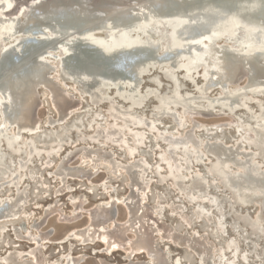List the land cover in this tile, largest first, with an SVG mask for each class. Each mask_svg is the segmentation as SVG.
Masks as SVG:
<instances>
[{
	"label": "bare ground",
	"instance_id": "6f19581e",
	"mask_svg": "<svg viewBox=\"0 0 264 264\" xmlns=\"http://www.w3.org/2000/svg\"><path fill=\"white\" fill-rule=\"evenodd\" d=\"M184 1L0 0V63L6 67L5 73L0 76V187L7 183L16 188L12 196L0 195V221L23 213L28 202V191L27 188L19 187L23 179L20 171L27 168L28 161L40 157L43 152L47 158L57 152L64 131L74 130L76 136L83 139L80 132L87 123L95 128V132L100 129L101 137L117 145L129 136L134 141L127 150L130 156L139 147L149 146L151 139H161L166 148L161 159L168 158L166 173L177 174L175 180L180 192L190 201L196 198L205 200L208 209L197 205L199 217H214L219 232L228 231L233 235L226 246L233 255L230 263L237 264L240 256L245 264H264V42L261 37L255 41V35H250V32L226 28L235 19L231 12L250 6L251 1H257L259 4L256 8L262 6L264 10V0H213L212 5L217 4L223 10L217 13L219 15L202 17L200 13L191 22L184 21L186 29L182 37L186 42L195 41L209 49L196 64L184 53L175 56L169 54V47L178 43L165 19L173 12L171 7L175 6L172 5ZM256 22L264 27V16ZM80 23H89L91 28L83 32ZM248 23L255 24L246 21ZM216 26H221L222 31L211 40L205 29ZM185 40L181 41L183 45ZM86 43L90 45L88 51L83 50ZM125 43L135 44L136 47L131 49L128 56L122 53L126 48ZM145 48L154 55L152 62H146L140 55ZM123 55L126 56L122 69L128 66L125 73L117 71V68H107L114 58ZM67 61L75 65L67 68L64 65ZM186 70L191 71L189 75L184 73ZM144 80L147 82L142 86ZM185 81L189 83L187 87L183 86ZM163 82L166 87L160 89ZM69 83L80 94L88 95L94 105L106 104V116L110 120L105 115L88 110L77 120L71 121L62 132L54 135L53 139L51 133L43 134L41 139H51L49 142L54 141L56 145L45 151L40 150L39 140L24 137V133H34L40 126L38 112L44 104L40 89L48 91L49 103L56 113L49 123L58 122L62 125L82 104L81 99L78 100L68 89ZM113 86L116 88L111 90ZM135 87L136 92L132 97L130 91ZM119 97L127 102L119 100ZM150 101H154L152 118L143 113ZM188 115L216 117L226 121L210 126L194 121L192 127L183 134L173 131L177 129L180 132L186 127ZM165 116L172 119L173 126L155 122ZM218 130L220 133L216 134ZM201 132L203 134L200 135ZM228 133L238 140L226 143L224 139L229 136ZM202 137L212 139L204 145L205 153L213 156L210 162H206L203 151L196 149ZM89 138L98 139L94 135ZM85 145L66 150L58 160L55 175L63 182L56 190L58 194L65 192L69 178L86 180L92 177L91 170L72 167L71 164L80 153L93 161L94 165L104 161L109 163L115 174L122 167L129 175L130 188L127 195L118 197L116 194L88 211V224L73 229L64 237V241L76 239L80 245L91 244L92 247L102 242L103 253L108 255L129 245L127 257L130 261L126 264H148L147 261L131 260L135 254L142 252L147 253L152 264H172V255L167 249H160L155 239L164 225L157 223L154 210L143 200V194L153 180H148L147 173L159 174V165L148 163L143 158H135L124 164L115 158L113 150ZM12 154L21 155L24 160L14 161ZM193 164L199 165L201 169L195 177L185 182L181 171H190ZM231 165L236 166L238 171H232ZM220 183L229 189L226 188L224 194L217 191ZM71 201L73 211L69 217L64 214L62 204L58 201L43 207L41 216L32 225L37 229L36 235L25 236L15 229L16 237L21 240L27 238L37 246L29 250V254L17 251V248L6 251L4 256H0V264H45L43 245L51 239L53 231L44 232L42 228L56 214L68 223L80 220L84 199L72 197ZM118 201H122L126 207L123 222L116 218ZM253 201L262 205L252 218L241 209V205ZM2 231L3 227L0 226V235L5 233ZM168 232L172 234V231ZM131 233L132 239L129 238ZM183 242L198 241L185 238ZM73 248L71 244L67 255L63 256L64 260H56V264H81L85 255L72 253ZM201 253L211 258L208 245L204 244ZM219 256L222 258L221 254ZM198 261L203 264L202 258ZM100 264L109 263L101 259Z\"/></svg>",
	"mask_w": 264,
	"mask_h": 264
},
{
	"label": "rangeland",
	"instance_id": "374dc122",
	"mask_svg": "<svg viewBox=\"0 0 264 264\" xmlns=\"http://www.w3.org/2000/svg\"><path fill=\"white\" fill-rule=\"evenodd\" d=\"M179 75L182 78V74L179 73ZM146 82H147V80H144V82H143L144 84L142 83L143 84L142 86H144L146 84ZM164 84H165V82L162 83V85L160 86V89H163L166 87ZM188 85H189V83H186V81L183 82L184 87H187ZM67 86H68V89L70 91H72L73 95L78 100L81 99L82 104L72 114V116L68 120H66L62 125H60L58 122L49 123V120L51 119V117L53 119L55 118L54 116H56V113L54 110H52L53 108L49 103L48 91L45 88L40 89V94L42 95L41 97H42V100L44 103L38 112L39 117L41 119L40 126L37 129V131H35L34 133H30V134L24 133L25 138L33 137V138L39 140L38 141V148L40 150L45 151L49 147L56 145V142H54V141L49 142L51 139H41L40 137L43 134L51 133L52 139H53L54 135L62 132L68 126V124L71 121L77 120V118L86 114V112L88 110H90V112H92L94 114L99 113V114H102L105 116L107 115L106 110H105L106 104L96 106L91 102L88 95H82L78 91H76L73 88L72 83L67 84ZM87 97L89 98L90 101L88 100ZM253 104L254 103L252 102L251 107H253ZM153 109H154V101H150L148 103L147 108L144 109L145 110L143 112L144 115L146 117L152 118L151 111ZM194 117L188 115V117L186 119V122H187V124L185 125L186 127L182 128L180 130V132L177 131V129H173V131H175L178 134H183L186 132V130H188L192 127L194 121H197L199 123H202V124H205L208 126H210L211 124L213 125L216 123H221V122L226 121V119H221V118H216V117L207 118L206 116H197V115H194ZM200 117H201V119H200ZM106 118H107V116H106ZM107 119L105 121L109 122L108 120H110V118L108 120ZM154 119L159 120L158 117H154ZM155 122H157L158 124L163 123L166 126H173L172 119L168 116H165L162 120L155 121ZM99 130L100 129H97V132H95V128L90 127L86 123V125L82 126L81 132H80L81 135H83V139L78 138L76 136L77 134L74 132V130H70L68 132L64 131L63 135L61 136L63 139H61L60 144L57 147V150H58L57 152L52 153L49 158H47L48 157L47 154L43 152L40 157H33L30 162L28 160H26V161H28L27 168L20 171V174L22 175L23 179L21 180V184L19 185V187L21 189L27 188V191H28V202L24 208V210L25 209L26 210L25 211L23 210V213L20 214L21 216L19 215L15 218H10L7 220L0 221V226L3 227L2 233L5 232L3 235L2 234L0 235V240H1L0 241V253H1L0 256H4L6 254V251H12V250H15L16 248H17L16 249L17 251H22V252L24 251L25 254H29V250H31L37 246L36 243L33 241H30L27 238H22V240H21L20 238L15 236L14 230L15 229L20 230L22 232V234L25 236L36 235L37 229L33 228L32 225L41 216L44 208H46L49 205H51L52 203H55L56 201H58L59 203L62 204V207H63L62 210L65 211L64 214L69 217L73 211V207H72L73 202L71 201V198L72 197H83L85 205H84V208L82 211V217L80 218V220H78L75 223H68L67 221L61 220L60 216L56 214V215H53L47 221L46 226H44L42 228V230L44 232L53 231L51 239L46 241V243L43 245L44 254H45V258H46L45 264H53V263L56 264L59 259L64 260L63 256L67 255L68 250H69V246L71 244H73V246H74L72 253H75L76 255H78V254L85 255V258H84L83 262H81V264H100L101 259L106 260L109 264L110 263L111 264H126L130 261L129 258L127 257L128 251L130 250L129 245L127 247H124V248L118 250V251L113 252L112 255L109 254L108 257H105L104 255L101 254V252L103 253L104 247L101 246L99 243L94 244V246L92 247V246H90L91 244L80 245L81 244L80 241H78L76 239H70V240H67L66 242L64 241L65 240L64 237L68 233H70L73 229L83 228L86 224H88V222H89L88 211L92 210L98 203L103 202V201H107L112 196H116V194L118 197H122V196L127 195L129 188H130V186H129V175L125 172V170L124 171L122 170L123 169L122 167L119 169L120 172L115 174L113 172V170L111 169V165L109 163L104 161V162H99L97 165L96 164L94 165L93 161H91L89 158H85V155L83 153H80V155H78L76 157L77 159L75 158L74 162L71 165H72V167H80V168H83L85 170H91L93 172L92 177L89 179L86 178V180L85 179L81 180V179H76V178H69L71 180H69V179L67 180V182H66L67 188H66L65 192L63 194H58L56 192V190L63 185V182L61 181V179L55 175V168H56V165L58 164V160L63 155V153H65L66 150H70V149H74V148H80L82 146H86L85 144H87V145H89V146L91 145L93 147L96 146L95 148H101V149L105 148L106 150H111V151L113 150L112 152H115L114 154H116L115 158L124 164L128 163L129 161L131 162L135 158L136 159L143 158L148 163L159 165L158 166V167H160L159 168V171H160L159 174H152L150 172L147 173L148 180L149 181L152 179L153 180L150 181L149 188L143 194V200L148 207H150L154 210V213H155L154 217H156L157 223L164 225L163 228L166 232H164V230H162L163 228L161 227L160 232L162 231L163 234H162V232L161 233L158 232L155 235V239H156L160 249H162V250L167 249L170 256L172 255L171 256V263L172 264H202L200 261H198L199 258H202L203 264L204 263L206 264L205 261H208L209 264H228V263L231 264L230 261L232 260L233 255H231L230 251L228 250V248L226 246H227V241L229 239H231V237H233V235L231 236L228 233V231L224 232V233L219 232V229L216 227V219H214V217H212L213 219L206 217L205 215H200V217H199V214H197V205H203L205 208L208 209V206H207L208 203H206L205 200H203L202 198H196L195 200L190 201L187 198V196L184 195V193L180 192L178 185H177V182L175 180L177 177V174L171 175L170 172L166 173L167 172L166 161H168V158L165 157L167 160L161 159V156L162 155L164 156L166 153L165 143L162 142L161 139H151V144L149 146L143 145V146L139 147L138 150L134 152L133 156H130L129 151H127V150H129V148L134 144V141L132 139H130L129 136L127 139H124L123 143H120L117 145V143L114 144L113 141L108 140V139H104V137H101L99 135V133H100ZM227 131L228 130H226V132ZM217 133H220V130L216 131V134ZM201 134H203V133L201 132L200 135ZM93 135L95 138H98V139L96 140V139L89 138ZM228 135L229 136L226 139H224L226 141V143H233L236 140H238V139H233V137L229 133H228ZM211 137H214V136L212 135ZM200 141L201 142L198 145H196L197 148L196 147L195 148L199 151H203L202 154H204V157H206L205 158L206 162L212 161L213 156H211L209 153L206 154L204 151V145L207 142L212 141V139H206L205 137H202L200 139ZM124 143H126V144H124ZM116 145L119 147H116ZM199 145H201V146H199ZM244 148H245V146H244ZM126 155H127V157H126ZM157 155L160 158H158ZM129 157L131 159H129ZM11 158H13L14 161L24 160V157H21V155H18V154H12ZM254 158H257V156L254 155ZM84 160L87 162H85ZM157 160H158V162H157ZM102 164H104V165H102ZM200 169H201V167L199 165L193 164L192 169H191L192 171L190 170L191 172L189 170H182L181 171V175H182L181 177L185 182H187L188 180L195 177V175L199 172ZM230 169L232 171H238V168L234 165H231ZM262 169H264V164H263ZM116 176L119 178H116ZM105 182H106V184H105ZM223 186H224L223 183L222 184L220 183V185L218 186L217 191L219 194L225 193L227 187L226 186L223 187ZM14 188H15L14 186H10L7 183H5L2 187H0V195L2 194L5 196H7V195L12 196L14 194V191L16 190V188L15 189ZM70 190H72V191H70ZM106 191H108V192L110 191V193H108ZM162 192H163V194H162ZM103 193H105L106 196ZM55 198H57V199H55ZM146 199L148 202L146 201ZM165 203H167V204H165ZM261 205H262V203L253 201V202L241 205L242 206L241 209L244 212L249 213L250 217L253 218L256 216V214L258 212V210H259L258 208H261ZM172 207L173 208L179 207V209H178V211H174L176 208L173 209ZM170 208H172L173 211ZM116 209H117V215H116L117 220L119 222L125 221L126 207L122 203V201L121 202L118 201ZM263 214H264V210H263ZM30 215H31V217H30ZM179 215H182V216H179ZM178 217H179V220H178ZM19 218H21V219H19ZM180 219H181V221H180ZM185 221L187 222V224L189 222V224L187 225ZM4 224H7V225H4ZM192 228H194V229H192ZM167 230L172 231V234H170V232H168ZM171 235H172V237H171ZM218 235H219V237H218ZM160 237H162V240H164V241H162ZM163 237H165V238H163ZM168 237H169V239H168ZM129 238H131V239L133 238L132 233L129 235ZM183 238L184 239L185 238L193 239V240H196L198 242L184 243ZM198 238H199V240H198ZM14 240H16V241H14ZM159 241H161V243ZM200 242H205V243L201 244ZM204 244L208 245L210 247L211 258L209 257L208 254L204 255L201 253L204 249ZM84 246L85 247L88 246V247L83 248ZM198 246H200L201 249ZM220 247H221V249H220ZM170 248H171V250H170ZM240 248L243 249L242 246ZM225 249L227 252L225 251ZM222 250H224V251H222ZM192 253L193 254L195 253L194 255H196V256L194 257ZM217 253L219 255L221 254L222 258H218L220 256ZM214 255H216V256H214ZM223 255H224V257H223ZM28 256H30V255H28ZM147 256L148 255L146 252L137 253L132 257L131 260L133 262H137V261L138 262L139 261L140 262H146L147 261L146 263L152 264L150 258L148 259L149 256L148 257ZM204 256L206 259L204 258ZM25 258H30V257L25 256ZM223 259H225V260H223ZM3 264H7V263L4 262ZM237 264H245L242 257H240V256L238 257Z\"/></svg>",
	"mask_w": 264,
	"mask_h": 264
},
{
	"label": "water",
	"instance_id": "95a60500",
	"mask_svg": "<svg viewBox=\"0 0 264 264\" xmlns=\"http://www.w3.org/2000/svg\"><path fill=\"white\" fill-rule=\"evenodd\" d=\"M213 3H214L213 0H185L183 3L178 2L176 3V5H172V6H175V8H178L179 10H175V8L171 7V10H173V12H171L170 15L166 17L165 20L167 21V26H169L170 29H172V35L174 34L173 38L177 41L178 44L174 45L172 48L169 47L170 55L175 56L180 53H184L188 57L191 58L193 64H196V62L199 61L201 56H203L209 51L207 47L201 46L198 42H195V41L186 42V40L182 37V35H183L184 29H186L185 28L186 25H184L185 23L184 21L191 22L200 13L202 17H207V16L210 17L212 16L211 14L219 15L217 13H220L223 11L221 9V6L217 4L212 5ZM249 4L251 5L246 8H241L238 11H233L230 13L231 15L234 14L235 19L233 23H230L231 25H227L226 28L227 30L234 29L236 30V32L240 30L250 32V35H253V34L255 35V37H253L255 41L256 39L261 37L262 41L264 42V27H262L260 24L256 22L259 19H261L262 16H264V10L263 8H261L262 6L258 7V9L256 8V6H258L259 4L257 1L255 2L251 1ZM240 5H243V4H240ZM242 17L244 18L242 19ZM246 21H249V22L253 21L255 22V24L254 23L246 24ZM80 25H82L81 27H82L83 32L91 28L89 23L85 25L84 23H80ZM205 31L209 35L211 40H213V36L218 34L220 31H222V27L221 26L207 27ZM64 35H66V33ZM165 39H167V37H165ZM183 40H185L186 42L184 45L181 42ZM134 45L135 44L125 43L126 48L124 49L122 53H125L127 55L131 51V49L136 48L134 47ZM83 47H84L83 50H86V51L90 50L89 49L90 45L87 43L83 45ZM76 49H78V47ZM78 50H82V49H78ZM126 55H123L121 57L118 56L114 58L113 61L109 63L107 68L110 70L112 69L116 70L117 68V71L125 73L124 71H126L128 66H125L124 69H122V67L124 65L123 58H125ZM140 55L146 60V62L153 61L154 55L147 48H145L144 50H141ZM73 64L71 61H67L64 65L68 68V67H72L75 65ZM5 71H6V67L1 65L0 63V76L3 75ZM190 72H191L190 70H186L184 73L189 75ZM115 88L116 87L113 86L111 90H114ZM135 92H136V87L132 88V90L130 91V96L134 97ZM118 99L121 101L127 102L122 97H119ZM178 220H179V217H178ZM98 243L101 246L104 245L102 242H98ZM101 254L104 255L105 257L109 256L107 255V253H101Z\"/></svg>",
	"mask_w": 264,
	"mask_h": 264
}]
</instances>
